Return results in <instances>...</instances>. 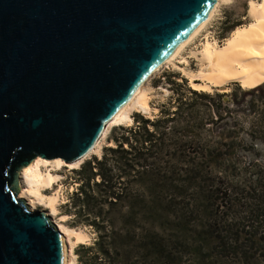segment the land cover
Wrapping results in <instances>:
<instances>
[{
  "label": "water",
  "instance_id": "obj_1",
  "mask_svg": "<svg viewBox=\"0 0 264 264\" xmlns=\"http://www.w3.org/2000/svg\"><path fill=\"white\" fill-rule=\"evenodd\" d=\"M214 0H0V264H63L61 233L18 197L35 158H86Z\"/></svg>",
  "mask_w": 264,
  "mask_h": 264
},
{
  "label": "rangeland",
  "instance_id": "obj_2",
  "mask_svg": "<svg viewBox=\"0 0 264 264\" xmlns=\"http://www.w3.org/2000/svg\"><path fill=\"white\" fill-rule=\"evenodd\" d=\"M250 1L252 0H223L204 29L172 61L152 73L144 84L151 107L149 113L132 112V121L112 126L101 141L99 151L86 156L76 167H70L65 162L66 166L59 168L50 163L41 165L42 172H50L56 176L52 185L42 188L41 193L45 199L57 196V202L53 213L45 203L37 205L35 210H44L51 215L54 222H60L75 231L71 236L73 264H218V258L208 259L209 244L199 234L206 213L196 203L200 193H213L219 188L223 192L228 189L227 193L237 201L239 198L245 201V194H256L252 188L257 185L255 175L250 173L264 166V87H258L264 80L250 88H244L236 81L224 82L210 88L198 87L197 85L204 84V81L201 80V65L197 57L206 38L215 40L222 46L235 28L249 24ZM252 88L255 90L251 93L242 92ZM189 90L212 96L227 93L221 98L223 105L231 103L232 106L227 119L219 120L220 114L209 111L205 101L191 95ZM179 97L187 99L191 105L186 108L184 115H178L177 122L168 124L166 132L169 135L173 127L185 128V132L178 131L180 141L189 143L193 140V151L199 152L195 156L197 162H203V165L206 163L207 171L212 169V173H203L201 179H191L189 186L180 187L184 178L183 174H180L183 173L180 171L182 168L176 163L174 151L171 148L165 149L157 161L154 159L157 163L153 168L160 173L155 172L153 178L144 185H134L128 189L134 202L138 198L141 201L143 194L144 203L152 210L149 214H140V210L134 208L136 204H132L131 200L128 204L118 202L108 208L107 203L89 205L93 212L99 208L103 210L102 218L106 225L107 219L110 225H113L114 243L120 251L117 256L107 257V253L96 256L98 247L95 244L99 234L91 225L93 212L82 211L77 214L78 207H75L72 201V196L78 191L84 182L83 176L86 175L79 173V170L87 162L100 160L107 152V147L116 146L115 139H120L123 133L126 134L121 127L134 125L136 119H156L168 108L170 112L175 111ZM218 101L219 99L215 98V102ZM249 146L253 147V152H259L257 158L250 150H246L250 149ZM211 148L221 156H209L212 153ZM181 155L184 154L181 152ZM185 155L186 158L183 156L178 161L191 160L192 156L189 155L192 154ZM92 165L94 170H98L94 162ZM225 167L229 172L223 173ZM223 174L224 182H220L219 176ZM95 181H100V178L96 176ZM202 188L206 190L203 193ZM136 194L138 195L135 196ZM216 208L217 204L214 206V209ZM131 210L135 211L134 216L128 214ZM195 210L196 212H191ZM76 233L86 236L79 239ZM81 245H84V248H81ZM102 246L107 247V240ZM227 263L240 264L234 258ZM248 264H264V259L252 260Z\"/></svg>",
  "mask_w": 264,
  "mask_h": 264
},
{
  "label": "trees",
  "instance_id": "obj_3",
  "mask_svg": "<svg viewBox=\"0 0 264 264\" xmlns=\"http://www.w3.org/2000/svg\"><path fill=\"white\" fill-rule=\"evenodd\" d=\"M258 87H264V82ZM255 88L242 90V92L244 94L251 93ZM189 93L203 99L209 111L220 114L218 119L221 121L226 120L227 114L232 110L231 103L223 105L221 100L227 93L215 94V96L194 90H189ZM215 98L219 99L218 103L215 102ZM177 101L179 102L177 109L173 112H170L168 108L162 111V115L156 119H136L134 125L121 127L120 129L127 135L123 133L120 139H115V147H107V152L103 154L100 160L92 161L98 166V170H94L95 167L92 162H87L82 166L79 173L86 174L83 176L84 182L72 196L74 206L78 207L77 214H81L82 211L86 213L92 211L89 209V205L93 203H107L108 208L118 202L128 204L130 200L132 204H136L134 208L140 210V214H149L152 210L150 206H147V203H144L143 194L141 195V201L138 198L134 202L132 201V195L128 193V189L134 185H144L153 178L155 172L160 173L159 170L155 171L153 168V165L157 163L154 159H158V156L168 148L174 151L173 156L177 160L176 163H179L182 168L180 171L183 173L180 174H183L184 178L183 183L179 185L180 187L184 186L186 188L189 186L191 179H201L203 173H212V169L207 171L206 163L203 165V162H197L195 156L199 152L193 151L194 146L192 144L194 141L191 140L189 143L180 141L178 131L184 130L185 132V128L173 127L174 129L171 130L169 135L166 132V129L169 128L168 124L177 122L178 115H184L186 108L191 105L187 99L183 100L182 97L177 98ZM225 125H227V122H225ZM249 148L246 150H250L257 158L259 152H253L252 146H249ZM187 149L191 151L188 152ZM185 150H187L186 153H184ZM211 150L212 153L209 156L214 158L221 156L214 153L213 148ZM178 151L182 152L185 158L187 157L185 154H192L189 155L192 156L191 160L178 161L183 157L180 156V153H176ZM222 171L223 173L229 172L227 167ZM250 175H255L257 185L252 188L256 194L254 193L253 196L245 194V201H242L241 198L238 201L233 200L227 193L228 189L223 192L220 191V188L213 193L212 191H208L204 195L200 193L197 199L196 205L201 206L206 213L205 219H202V228L199 229V234L209 244L208 259L216 257L218 258V264H228L227 261L232 258L237 259L240 264H248L252 260L264 259V166L256 169ZM96 176L100 178V181H95ZM219 178L220 182H224L222 180L225 178V174L220 175ZM210 179H213V177H210ZM259 187L260 189H258ZM204 191L206 190L202 188V193ZM216 204L217 208L214 209ZM102 212L103 210L99 208L92 213L94 219L91 221V225L99 234L95 244L98 247L96 256L106 253L107 257L117 256L120 251L114 243L113 225H110L108 219L106 225L102 218ZM191 212H196V210ZM128 214L134 216L136 213L131 210L128 211ZM106 240L107 247L105 248L102 245ZM80 247L84 248V245Z\"/></svg>",
  "mask_w": 264,
  "mask_h": 264
},
{
  "label": "bare ground",
  "instance_id": "obj_4",
  "mask_svg": "<svg viewBox=\"0 0 264 264\" xmlns=\"http://www.w3.org/2000/svg\"><path fill=\"white\" fill-rule=\"evenodd\" d=\"M222 1L214 0L204 17L184 38L174 45L154 71H157L163 64L172 61L204 29L206 24L213 18L217 7ZM248 15L250 17L249 24L235 28L224 42V45L219 46L215 40L208 38L204 40L197 57L200 61L201 80L204 81V84L197 85L193 83V85L210 88L224 82L236 81L242 87L250 88L264 80V0L250 1ZM145 82L104 130L87 156L99 151L101 141L106 137L112 126L132 121V112L149 113L151 107L144 88ZM81 161L67 165L76 167ZM47 163L54 164L57 168L66 166L60 159L48 161L35 158L28 166L22 168L18 197L25 201L30 210H35L37 205L45 203L48 204L51 213H53L55 212L57 196H49L46 200L41 193L42 188L51 186L56 179V176L50 172L44 173L41 171V165H47ZM42 212L49 216L51 222L61 233L63 264H73L71 236L75 234V231L60 222H54L51 215L44 210ZM76 236L80 239L86 235L76 233Z\"/></svg>",
  "mask_w": 264,
  "mask_h": 264
}]
</instances>
